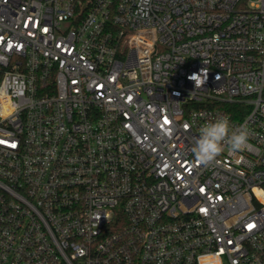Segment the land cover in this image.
<instances>
[{"label":"built area","instance_id":"built-area-1","mask_svg":"<svg viewBox=\"0 0 264 264\" xmlns=\"http://www.w3.org/2000/svg\"><path fill=\"white\" fill-rule=\"evenodd\" d=\"M138 8L0 0V264H264V0Z\"/></svg>","mask_w":264,"mask_h":264},{"label":"clouds","instance_id":"clouds-1","mask_svg":"<svg viewBox=\"0 0 264 264\" xmlns=\"http://www.w3.org/2000/svg\"><path fill=\"white\" fill-rule=\"evenodd\" d=\"M151 0H139L138 15L146 14ZM220 76H217L219 79ZM245 125L233 128L228 116H221L208 122L199 129V136L192 147L195 162L209 165L216 161L224 151L225 145L232 152L243 151L249 139Z\"/></svg>","mask_w":264,"mask_h":264},{"label":"snow or ice","instance_id":"snow-or-ice-1","mask_svg":"<svg viewBox=\"0 0 264 264\" xmlns=\"http://www.w3.org/2000/svg\"><path fill=\"white\" fill-rule=\"evenodd\" d=\"M251 227V226H250Z\"/></svg>","mask_w":264,"mask_h":264}]
</instances>
